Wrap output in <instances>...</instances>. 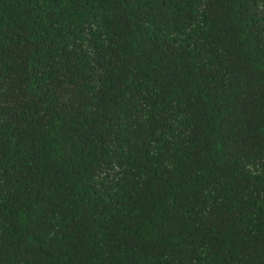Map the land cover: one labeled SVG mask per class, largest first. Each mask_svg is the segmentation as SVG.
<instances>
[{
  "label": "trees",
  "instance_id": "obj_1",
  "mask_svg": "<svg viewBox=\"0 0 264 264\" xmlns=\"http://www.w3.org/2000/svg\"><path fill=\"white\" fill-rule=\"evenodd\" d=\"M0 264H264V0H0Z\"/></svg>",
  "mask_w": 264,
  "mask_h": 264
}]
</instances>
